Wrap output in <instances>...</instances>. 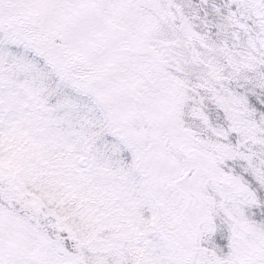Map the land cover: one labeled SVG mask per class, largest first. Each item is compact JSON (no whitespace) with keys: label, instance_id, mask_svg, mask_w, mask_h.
<instances>
[{"label":"snow or ice","instance_id":"1","mask_svg":"<svg viewBox=\"0 0 264 264\" xmlns=\"http://www.w3.org/2000/svg\"><path fill=\"white\" fill-rule=\"evenodd\" d=\"M0 264H264V0H0Z\"/></svg>","mask_w":264,"mask_h":264}]
</instances>
